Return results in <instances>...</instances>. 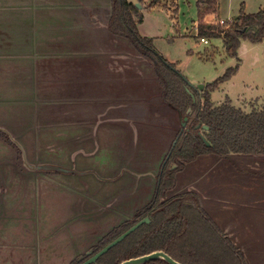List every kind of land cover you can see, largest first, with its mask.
Here are the masks:
<instances>
[{"label": "crops", "instance_id": "0c3cea01", "mask_svg": "<svg viewBox=\"0 0 264 264\" xmlns=\"http://www.w3.org/2000/svg\"><path fill=\"white\" fill-rule=\"evenodd\" d=\"M163 1L158 5L164 4L169 9V0ZM173 9L175 12L178 9L176 2ZM110 14L111 0H0V131L10 136L26 134L32 139L42 135L62 136V149L68 151L71 164L83 156L97 157L104 144L109 152L112 146L116 149V136L127 137L128 148L134 150L143 137L148 143L158 142L162 153L156 168L160 170L178 137L182 120L163 100L162 87L151 62L140 56L127 39L110 32ZM215 18H221V7L218 13L207 14L205 20ZM194 27L198 29V19ZM154 86L156 91L152 93ZM151 105L164 114L157 118L160 131L148 130L145 125L144 109ZM15 145L20 146L18 142ZM27 145L30 150H41L38 142ZM110 155L101 157L108 158L109 172L116 164L115 156L110 162ZM202 156L196 161H205L203 158L207 157L210 168L219 160L221 171L211 176L208 170L204 175L195 165L189 191L200 196L204 207L212 216L214 213L213 218L225 232H230L228 236L242 251V247H254L261 239L253 238L256 235L252 225L238 229L235 226L238 222L232 224L235 218L219 216L211 210L221 202L234 204L235 198H228V194L236 193L238 179L242 183V225L245 220H252L255 211L263 214L264 154L216 156L219 159L212 154ZM8 162H14L8 167L10 170L0 172L8 176V183L17 186L19 182H39L38 175H24L21 173L24 166L13 160ZM230 167L242 176L234 174ZM64 171V175L74 172ZM126 175L134 174L124 171L111 178L125 181L114 197L145 193L139 188L142 174L130 179ZM151 198L149 193L148 199ZM246 254L248 264H264L263 246L255 251L254 259Z\"/></svg>", "mask_w": 264, "mask_h": 264}, {"label": "rangeland", "instance_id": "374dc122", "mask_svg": "<svg viewBox=\"0 0 264 264\" xmlns=\"http://www.w3.org/2000/svg\"><path fill=\"white\" fill-rule=\"evenodd\" d=\"M131 1L140 3L144 13L143 20L138 23L140 34L153 38L156 51L174 63L175 68L192 84L206 85L223 76L229 68L238 66L237 71L212 93L216 105L230 99L235 106L246 111L264 108V42L253 43L243 39L237 55L232 56L227 53L222 38H208L209 44H205L200 37H196L194 25L199 17L197 0H169V9L164 4L143 9L150 0ZM175 2L178 7L176 12L173 9ZM219 3L221 18L226 21L239 14L242 3L247 12L264 8V0H219ZM151 90L152 93L156 91L155 86ZM158 111L160 109L157 110L155 105L144 109L148 130L160 131L161 124L157 118L164 114ZM10 137L23 148L12 144L8 135L0 131V162L4 160L0 163V172L10 170L8 167L14 162L8 161L13 160L24 166L22 174L38 175L39 182H19L16 186L15 183L7 182L6 174H0V264H70L95 245L104 233L129 218L136 208L146 204L149 193L151 197L155 191L160 172L156 163L162 153L158 142L148 143L141 137L134 150L128 148L127 137L119 135L115 137L116 149L113 150L112 146L109 152L104 144L97 157L88 159L83 156L71 164L68 151L62 149V136L42 135L32 139L30 135L24 134ZM33 142H38L39 152L29 149L27 143ZM109 153L112 154L110 162L114 156L116 162L111 172L108 158L105 159ZM206 158H203L205 161L188 163L178 172L177 185L169 195H179L191 189L195 165L204 175L208 170L211 176H215V173L219 175V160L208 168L210 163ZM42 163L44 165L40 166ZM232 166L238 168L235 164ZM68 169L74 172L64 175V170ZM124 171L134 174L126 175L129 179L142 174L143 183L139 184V188L145 193L127 197L124 193L123 197H114V193L125 186V181H113L111 178ZM230 171L242 176V173L233 171L231 167ZM144 182L149 183L151 191ZM236 182V193L228 194V198H235L232 201L234 204L221 202L211 211L219 216L235 218L232 224L238 222L235 224L238 229L252 225L256 235L253 238L259 237L261 241L256 242L254 247L242 248L248 258L254 259L256 250L262 246L264 250V206L263 214L255 211L252 220H245L246 223L242 225V183L238 179ZM229 186L232 187L231 184ZM225 206L235 208H221Z\"/></svg>", "mask_w": 264, "mask_h": 264}, {"label": "trees", "instance_id": "16d2710c", "mask_svg": "<svg viewBox=\"0 0 264 264\" xmlns=\"http://www.w3.org/2000/svg\"><path fill=\"white\" fill-rule=\"evenodd\" d=\"M160 1L150 0L143 9H150ZM197 6L196 37L222 38L229 55H237L243 39L264 42V8L247 12L242 4L238 16L220 25L205 20L207 14L218 13L219 0H197ZM143 17V10L132 1L111 0L108 27L112 34L127 39L140 56L151 62L162 87L163 100L179 113L182 121L188 116V122L183 129L181 126L178 141L158 173L152 198L104 233L88 250L99 251L146 216L150 217V222L140 225L91 264H120L156 250H163L184 264H248L242 249L208 212L197 193L169 195V192L177 185V173L202 155L264 154V108L246 111L230 99L219 105L212 100V92L229 79L238 66L207 83L203 91L189 86L175 64L156 51L154 39L140 34L138 23ZM189 107H192L191 113H188ZM8 139L16 144L10 135ZM82 255L88 258L86 252ZM83 260L76 259L70 264H81ZM144 264L169 263L155 259Z\"/></svg>", "mask_w": 264, "mask_h": 264}, {"label": "water", "instance_id": "95a60500", "mask_svg": "<svg viewBox=\"0 0 264 264\" xmlns=\"http://www.w3.org/2000/svg\"><path fill=\"white\" fill-rule=\"evenodd\" d=\"M136 6L138 8H141L140 3H136ZM182 75V74H181ZM183 76V75H182ZM184 77V76H183ZM185 80L187 81L188 85L191 87H195L197 90H204L205 85L204 84H198L194 85L190 81L187 80L186 77H184ZM191 92V91H190ZM192 93V92H191ZM193 99L195 100V96L192 94ZM192 112V107L188 108V113ZM188 122V116H184L183 121L181 122L182 129L187 125ZM200 127V125H198ZM204 128H208L207 125L203 126ZM204 140L206 141L207 145H210L209 141L206 140V138L203 136ZM178 141V138L174 141L173 147L176 145ZM172 147V149H173ZM171 153V152H170ZM170 155V154H169ZM176 166H173L175 168ZM150 222V217L146 216L136 222L134 225H132L130 228H128L126 231H124L122 234H120L117 238L112 240L110 243H108L106 246H104L102 249H100L97 252H94L93 249H90L86 252V254L89 256L88 258L84 259L81 264H91L95 263L100 256H102L104 253L108 252L113 246L117 245L120 241H122L126 236H128L131 232L135 231L140 225L143 223ZM155 259H164L166 260L169 264H184L178 260H176L174 257H172L169 253L163 251V250H156L151 253H147L138 257H132L129 259H126L122 261L120 264H144L148 261L155 260Z\"/></svg>", "mask_w": 264, "mask_h": 264}, {"label": "built area", "instance_id": "2783aa9c", "mask_svg": "<svg viewBox=\"0 0 264 264\" xmlns=\"http://www.w3.org/2000/svg\"><path fill=\"white\" fill-rule=\"evenodd\" d=\"M231 20V19H230ZM209 23H216V24H220V25H225L227 23L226 20H224L223 18H219V19H214L212 21H209ZM198 32V29H197ZM202 42H204L205 44L209 43V39L205 38V37H201L200 38Z\"/></svg>", "mask_w": 264, "mask_h": 264}, {"label": "flooded vegetation", "instance_id": "af4514ba", "mask_svg": "<svg viewBox=\"0 0 264 264\" xmlns=\"http://www.w3.org/2000/svg\"><path fill=\"white\" fill-rule=\"evenodd\" d=\"M88 251V250H87ZM89 257V256H88ZM79 260H83V259H85L84 258V255H81L79 258H78Z\"/></svg>", "mask_w": 264, "mask_h": 264}]
</instances>
